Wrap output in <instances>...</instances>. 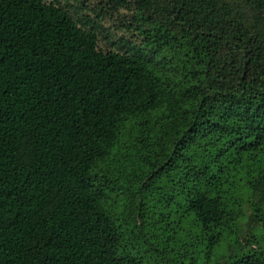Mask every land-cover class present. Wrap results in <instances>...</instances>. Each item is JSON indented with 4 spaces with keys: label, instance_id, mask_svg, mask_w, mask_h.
<instances>
[{
    "label": "trees",
    "instance_id": "1",
    "mask_svg": "<svg viewBox=\"0 0 264 264\" xmlns=\"http://www.w3.org/2000/svg\"><path fill=\"white\" fill-rule=\"evenodd\" d=\"M0 264H264V0H0Z\"/></svg>",
    "mask_w": 264,
    "mask_h": 264
}]
</instances>
